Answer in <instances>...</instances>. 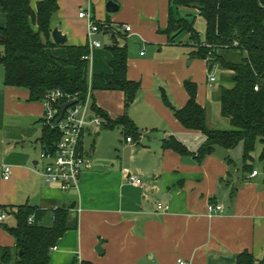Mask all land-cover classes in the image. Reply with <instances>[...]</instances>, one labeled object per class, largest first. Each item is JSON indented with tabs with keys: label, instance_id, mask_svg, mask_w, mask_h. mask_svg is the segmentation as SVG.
Wrapping results in <instances>:
<instances>
[{
	"label": "crops",
	"instance_id": "crops-1",
	"mask_svg": "<svg viewBox=\"0 0 264 264\" xmlns=\"http://www.w3.org/2000/svg\"><path fill=\"white\" fill-rule=\"evenodd\" d=\"M39 1L32 0L34 10ZM92 1L97 6L100 3L72 0L64 7L65 0H57L58 11L51 28L66 36L67 42L55 45L48 53L65 59L66 46H88L87 22L78 14L90 7L96 22L130 26V33H122L124 38L117 42L127 50V80L139 84L133 103L125 109L122 92L92 89L94 77L112 74L108 50L112 40L107 35H101L109 39L105 46L99 35L93 38L101 46L89 50L87 82L95 109L110 121L126 114L137 136L126 134L121 126L102 125L94 132L86 127L81 153L89 158L91 168L81 176L77 190L63 193L57 186L45 185L41 178L42 103L29 101L26 90L6 87L2 80L0 164L11 168V175L0 181V213L6 215L0 222V246H14L2 225L14 218L12 211L18 206L45 211L44 222L51 210L75 203L74 211L66 210L71 219H76V225L73 228L70 223L69 230L58 240L49 254V264H235L243 252L257 261L264 260V174L252 165L255 176L243 171L242 143V150L239 144L230 150L217 147L213 154L197 162L194 156L205 142L204 135L186 130L174 117L173 111L183 108L188 99L184 82H196L186 78L181 68L183 57L173 51L177 39L170 43L161 33L168 25L170 0H111L118 5L112 17L94 14ZM84 2L88 7L81 10ZM179 13L178 10L177 16ZM5 25L6 16L0 10V28ZM203 35L204 32L200 36ZM167 46L173 51H168L167 57L146 54V49L161 53V47ZM189 46L192 49V44ZM190 54L188 58L202 63L208 73L205 87L197 88L196 97L197 104L206 111L207 125L228 130V121L220 115L217 92L221 86L231 87L227 81L232 73ZM215 67L226 75L220 83L211 75ZM209 96L213 107L207 103ZM215 108L221 121L211 116ZM127 138L132 141L128 143ZM171 138L189 155L164 149L163 142ZM129 176L140 179L141 186L129 184ZM157 204L167 206L168 211L158 212ZM209 205H221L222 211L209 216Z\"/></svg>",
	"mask_w": 264,
	"mask_h": 264
},
{
	"label": "trees",
	"instance_id": "trees-1",
	"mask_svg": "<svg viewBox=\"0 0 264 264\" xmlns=\"http://www.w3.org/2000/svg\"><path fill=\"white\" fill-rule=\"evenodd\" d=\"M32 0H0V10L6 16V25L0 28V65L3 67V85L24 89L29 101L42 102L52 90L66 94H78L84 98L87 91L89 55L85 46H66V58L50 55L48 50L56 46L50 40L51 21L58 11L57 0H40L36 9ZM179 8L192 11L203 19V38L191 21L177 16ZM264 0H170L167 27L161 31L173 43L181 34H186L192 44L191 57L218 64L221 70L232 73L227 83L217 92L220 115L229 123L228 130L209 128L207 114L197 104V87L184 82L187 102L174 110V117L186 130L200 132L205 142L194 156L197 162L213 154L217 147L230 150L243 144V171L251 173V157L257 142L261 145L258 161L264 174ZM35 28V30H34ZM124 38L112 34L109 63L112 74L96 76L93 90L119 91L124 94L127 109L139 90V84L127 80V50L117 40ZM236 42L237 46H233ZM257 87V91L254 88ZM95 113L103 120L104 128L121 126L126 134L136 138L135 129L126 114L110 121L100 110ZM60 140L59 132L43 127L40 142L43 150H52ZM163 148L179 155H189L186 148L171 138L163 142ZM230 163V161L228 162ZM4 209L1 208V211ZM15 226L2 225L3 230L14 240L13 247L0 246V264H49V254L58 240L75 227L76 219L60 207L50 211L51 227L39 225L46 212L28 205L18 206L13 212ZM32 219V223H29ZM80 264H91L81 262ZM235 264H264L248 252L236 257Z\"/></svg>",
	"mask_w": 264,
	"mask_h": 264
},
{
	"label": "built area",
	"instance_id": "built-area-1",
	"mask_svg": "<svg viewBox=\"0 0 264 264\" xmlns=\"http://www.w3.org/2000/svg\"><path fill=\"white\" fill-rule=\"evenodd\" d=\"M78 18L85 19L87 22V40L88 48L96 49L101 44L93 38L97 35H107L111 38L112 34L125 33L131 31L130 26H116L109 22H96L92 18L91 10L88 8L78 14ZM233 46H237L234 42ZM142 52L140 55H143ZM89 61V55L84 58ZM211 82L213 77L209 78ZM257 91V87L254 88ZM73 102L68 106L62 115H60L59 107L65 103ZM43 106V125L56 129L60 134V140L52 150H43L40 158L43 161L41 178L45 185L57 186L61 192L70 193L77 190L81 176L84 172L91 168L90 160L81 153V142L84 129L90 127L94 129L103 125V120L95 113L91 102V86L87 84V91L84 98H80L78 94L70 95L60 90H52L48 92L42 100ZM126 141L130 143L131 138ZM256 171L251 173L255 176ZM11 175V168L8 165L0 164V181L8 180ZM128 183L133 186H141V180L129 176ZM158 212H167L168 207L162 204L156 205ZM209 216L217 215L222 211L221 205H209L207 207ZM5 219V215L0 213V222ZM32 223V219H29ZM55 250V247L52 249ZM179 264H185L179 262Z\"/></svg>",
	"mask_w": 264,
	"mask_h": 264
},
{
	"label": "rangeland",
	"instance_id": "rangeland-1",
	"mask_svg": "<svg viewBox=\"0 0 264 264\" xmlns=\"http://www.w3.org/2000/svg\"><path fill=\"white\" fill-rule=\"evenodd\" d=\"M109 1H111V0H108V1L100 0V3L98 1V3H99L98 6H97L96 2L92 1L91 2L92 3V11L94 12V14H96V15L97 14H104V15H107L109 17H112V16L116 15L117 12L113 13V14L106 13L105 7H106L107 2H109ZM71 2H72V0H65V2L63 3V6L64 7L69 6ZM84 4L85 5H84V7H82L81 10L86 9L88 7V5L86 6V2H84ZM90 9H91V7H90ZM179 12H180L179 13V17L180 18H184L187 21H191L195 17V19H194L195 20L194 28L200 35L203 34V32H204V30H203L204 21H203L202 18H200L199 16L195 15L196 13L194 14L192 11H189V10H186V9H183V8H179ZM85 24H84V27H86ZM97 36H95V37H97ZM98 37H99L98 39H100L102 45H104V46L107 45V41L109 40L107 37H104V36H101V35H99ZM174 44L176 45V47L173 48L174 53L180 55L181 57H183L184 64L181 66V68H182V70H184L187 73V77L186 78L187 79L190 78V80L191 79H195L197 88L198 87H202V88L205 87V84H204L205 81H206L205 80V75L207 76L208 73H207V71L204 72L202 63L194 62V60L188 58V54H190L189 51L190 50L192 51V49L189 48L190 47L189 45H191V43H190V40L188 39V37L185 34H181L177 38V40H176V42ZM161 49H162L161 53H157L158 50H155L153 52L154 49L153 50L146 49V54H150L151 55L153 53V55H155V57H160V58L167 57L166 55H167L168 51H169V54H173V51L169 50L168 46L164 47V48L161 47ZM191 61H193V62H191ZM88 72H89V69H88ZM3 74H4L3 67L0 65V82H2V80H3ZM211 75H213L215 77V79L217 80V83H220L221 79L224 76H226L217 67H215L213 69V71L211 72ZM210 85L214 86L213 83L210 84ZM207 103L211 104V106L213 105L211 96H209V98L207 100ZM210 113H211V116L214 117L216 122L221 121V120H219L220 118L218 116V110L216 108H215L214 111H211ZM211 120H212V118H211ZM216 124H218V123H216ZM239 145H240V148L242 150V146H241L242 144H239ZM260 151H261V145H260L259 142H257L255 144L254 151L251 154L252 159H253L251 161V165L253 166V168L255 170H257L260 174H262L263 173L262 172V167H261L260 162L258 161V157H259ZM5 217H6V215H5ZM3 225L4 226H8V227H14L15 226L14 218H10V219L5 220L3 222Z\"/></svg>",
	"mask_w": 264,
	"mask_h": 264
},
{
	"label": "water",
	"instance_id": "water-1",
	"mask_svg": "<svg viewBox=\"0 0 264 264\" xmlns=\"http://www.w3.org/2000/svg\"><path fill=\"white\" fill-rule=\"evenodd\" d=\"M105 10H106V13L113 14V13H116L118 11V6L113 1H109L106 4ZM263 30H264V25H263ZM50 38H51L52 43L54 45H60L61 46V45H65L67 42L66 36L62 35L61 32H59L56 28L52 29L51 34H50ZM210 70H211V67H209L208 71H210ZM72 104H73V102H69V103H65V104L61 105L59 107L60 115H62L64 110ZM74 208H75V203H72V205H70L69 207H66V205H62V209H68L70 211H74ZM39 225L42 227H51L52 226L51 214L48 213L45 221L39 223Z\"/></svg>",
	"mask_w": 264,
	"mask_h": 264
}]
</instances>
